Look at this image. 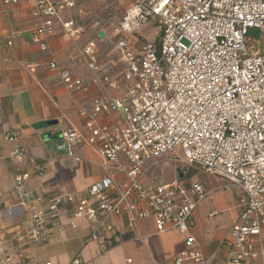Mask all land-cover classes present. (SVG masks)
I'll return each mask as SVG.
<instances>
[{
    "label": "built area",
    "instance_id": "obj_1",
    "mask_svg": "<svg viewBox=\"0 0 264 264\" xmlns=\"http://www.w3.org/2000/svg\"><path fill=\"white\" fill-rule=\"evenodd\" d=\"M27 1L3 0V5ZM33 1L30 41L39 51L49 50L56 25L71 37L77 34L74 23L62 19L75 0ZM95 1L102 4L113 32L100 29L104 38L97 33L96 40L113 46L120 73H110L98 60L96 41H89L78 58L91 72L90 82L60 69L54 60L48 68L71 94L89 85L104 91L78 109L86 134L73 126L60 134L71 159L79 161L77 145L95 151L102 177L84 192L54 195L47 211L36 209L16 225L14 241L19 247L47 245L62 210L69 211L71 227L89 223L90 239L99 241L102 253L113 246L106 235L122 216L139 243L146 236L138 223L145 220L153 221L157 234L189 233L198 203L214 192L205 193L186 179L185 168H194L221 178L223 190L239 193L238 221L220 243L223 264H264V0H131L115 24L111 0ZM150 28L153 35L142 33L143 41L133 42ZM118 90L119 96L110 94ZM109 112L120 115L118 125L100 123ZM5 140L12 145L14 190L20 192L29 179L20 170L29 161L25 142L15 130ZM161 158L180 164L177 178L167 184L145 181L148 166ZM216 216L213 211L208 217ZM212 259L188 236L170 264H212ZM10 262L0 227V264ZM21 264H33L32 259ZM69 264L90 263L76 256Z\"/></svg>",
    "mask_w": 264,
    "mask_h": 264
},
{
    "label": "crops",
    "instance_id": "obj_2",
    "mask_svg": "<svg viewBox=\"0 0 264 264\" xmlns=\"http://www.w3.org/2000/svg\"><path fill=\"white\" fill-rule=\"evenodd\" d=\"M85 2L96 4V10L102 12V4L95 0H75V7L65 10L62 19L72 21L77 34L71 37L56 25L54 34L48 39L49 50L41 52L30 41L34 1L5 6L0 0V227L5 248L11 256L9 264H21L24 258L32 259L33 264H69L76 256L90 264H127L126 260H131V264H170L188 236L198 240L206 256H213L212 264H223L224 254L220 250V243L238 221L241 212L239 193L233 188H226L233 191L229 201L227 198L199 207L204 199L200 201L194 213L196 225L186 234L177 231L157 234L153 221L145 220L138 223L139 231L146 236L139 243L132 239L126 219L122 216L114 220L112 232L106 235L114 246L102 253L99 241L90 239L89 223L80 221L71 227L69 211L62 210L51 227L47 245L32 243L19 247L14 241L16 225L34 210L47 211L49 200L54 195L86 191L103 174L100 158L92 148L75 146L77 161L67 157V145L60 138L61 131L69 126L86 134L78 109L103 94V89L98 85H89L86 90L71 94L59 84L56 72L48 68L49 62L54 60L60 69L90 82L92 74L79 63V53L89 41H96L97 58L101 62L100 44L103 42L96 40V34L100 32V29H96L97 21L86 29L82 15L78 19L72 17L78 6ZM130 3L131 0L109 1L113 12L112 23L121 19ZM77 12L82 13L81 10ZM106 33L112 35V28ZM111 56L113 58L105 63L108 71L119 74L122 64L119 59L114 60L116 56ZM110 94L117 97L120 90L111 91ZM100 123L118 125L120 115L104 113ZM13 130L21 133L29 157V161L20 169L29 174L20 192L14 190L16 164L9 158L12 145L5 140V135ZM227 202L231 203L230 207L226 206ZM216 205L222 209L220 213L215 210ZM213 211L217 216L210 219L208 216ZM230 211L228 221L221 220L220 215ZM58 225L64 227L63 231L55 229Z\"/></svg>",
    "mask_w": 264,
    "mask_h": 264
},
{
    "label": "rangeland",
    "instance_id": "obj_3",
    "mask_svg": "<svg viewBox=\"0 0 264 264\" xmlns=\"http://www.w3.org/2000/svg\"><path fill=\"white\" fill-rule=\"evenodd\" d=\"M97 5L89 2H85L83 4H80L78 6V10H81L82 13L78 14L77 11H74L72 14L73 18H79L80 15H82L85 20H84V26L87 28H90L92 25L96 24V21L98 22V25L96 26V29H104L106 32L109 33L110 27L107 25V16L106 14H103L102 12H98ZM112 21V20H111ZM114 22V20L112 21ZM79 25H82L81 22H78ZM83 26V25H82ZM153 35L155 33L154 28H150L148 30H144L143 32L140 33V36L137 35L135 36L134 43L142 42V36L141 35ZM146 37V36H144ZM111 55H114L113 52V46L107 42H103L100 44V60L102 63L108 62L110 58H113ZM114 60H118V57H114ZM180 164L176 163L175 161H172L167 158H161L153 163H151L145 174H144V180L147 182H154L157 184H167L173 181L174 179L177 178L178 173H179V168ZM186 169V179L199 184L203 191L205 193L214 191L211 195V197H207L204 199V201L201 202L199 207H205L206 205L209 206V204L212 203V201L218 202L221 200H226L228 198L231 199V194L233 191H229L228 189L223 190V185L224 182L221 178H218L216 176H211L208 175L201 170L197 169ZM233 195V194H232ZM234 197V196H233ZM230 207L231 203L227 202L226 206ZM225 206V204H223ZM215 210H217V213L221 212V208L216 205ZM230 212H224L223 214L220 215L221 220H225L226 222L228 221V218L231 215ZM218 218V217H217Z\"/></svg>",
    "mask_w": 264,
    "mask_h": 264
},
{
    "label": "water",
    "instance_id": "obj_4",
    "mask_svg": "<svg viewBox=\"0 0 264 264\" xmlns=\"http://www.w3.org/2000/svg\"><path fill=\"white\" fill-rule=\"evenodd\" d=\"M99 37H100L101 39L104 38V33H103L102 31L99 32Z\"/></svg>",
    "mask_w": 264,
    "mask_h": 264
},
{
    "label": "trees",
    "instance_id": "obj_5",
    "mask_svg": "<svg viewBox=\"0 0 264 264\" xmlns=\"http://www.w3.org/2000/svg\"><path fill=\"white\" fill-rule=\"evenodd\" d=\"M114 246V245H113Z\"/></svg>",
    "mask_w": 264,
    "mask_h": 264
}]
</instances>
